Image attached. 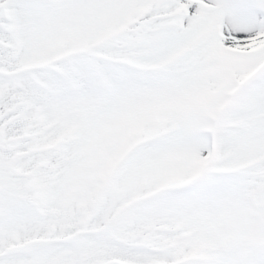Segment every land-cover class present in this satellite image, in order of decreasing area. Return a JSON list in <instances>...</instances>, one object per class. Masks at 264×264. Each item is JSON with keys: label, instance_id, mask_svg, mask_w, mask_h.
Here are the masks:
<instances>
[{"label": "snow or ice", "instance_id": "obj_1", "mask_svg": "<svg viewBox=\"0 0 264 264\" xmlns=\"http://www.w3.org/2000/svg\"><path fill=\"white\" fill-rule=\"evenodd\" d=\"M0 264H264V0H0Z\"/></svg>", "mask_w": 264, "mask_h": 264}]
</instances>
